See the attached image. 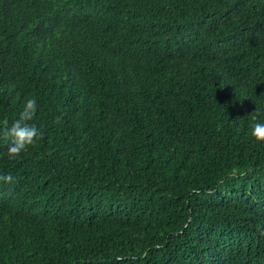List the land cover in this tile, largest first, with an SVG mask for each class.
<instances>
[{"label":"trees","instance_id":"16d2710c","mask_svg":"<svg viewBox=\"0 0 264 264\" xmlns=\"http://www.w3.org/2000/svg\"><path fill=\"white\" fill-rule=\"evenodd\" d=\"M30 97L0 264H264V0H0V129Z\"/></svg>","mask_w":264,"mask_h":264},{"label":"clouds","instance_id":"9594fccd","mask_svg":"<svg viewBox=\"0 0 264 264\" xmlns=\"http://www.w3.org/2000/svg\"><path fill=\"white\" fill-rule=\"evenodd\" d=\"M37 101L34 97L24 101L23 108L17 118H14L3 129L0 134L9 139L7 152L10 156L20 153L25 147L33 143L34 138L39 135V130L28 121L33 115ZM251 135L257 140H264V121H255L251 127ZM10 179V177H6Z\"/></svg>","mask_w":264,"mask_h":264}]
</instances>
